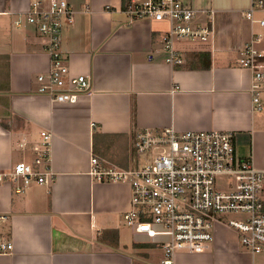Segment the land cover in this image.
<instances>
[{
  "label": "crops",
  "instance_id": "obj_1",
  "mask_svg": "<svg viewBox=\"0 0 264 264\" xmlns=\"http://www.w3.org/2000/svg\"><path fill=\"white\" fill-rule=\"evenodd\" d=\"M32 1L0 0V171L32 161L33 146L44 147L45 130L51 132L46 164L53 177L20 190L17 181H0V241L13 244L10 253H0V264H152L134 245L146 241H132L123 221L129 183L97 178L91 157L100 167L139 166L136 131L173 126L231 131L236 154L264 167V57L259 68L238 62L247 44L264 51V7L248 17L252 0H185L211 34L202 44L176 42L182 62L173 65L160 40L166 24L130 19L121 0H67L73 14L62 25L60 52L89 87L73 102H56L38 90L37 76L48 70L50 57L25 19ZM197 51L208 52V66L182 64ZM256 71L261 77L255 81ZM216 227L207 251L178 253L174 264L256 260L239 250L233 229L226 236L227 227ZM107 229L116 231L119 246L97 239Z\"/></svg>",
  "mask_w": 264,
  "mask_h": 264
},
{
  "label": "built area",
  "instance_id": "obj_2",
  "mask_svg": "<svg viewBox=\"0 0 264 264\" xmlns=\"http://www.w3.org/2000/svg\"><path fill=\"white\" fill-rule=\"evenodd\" d=\"M42 4L43 0H33L25 13L50 57L48 70L37 76L38 90L47 93L52 101L73 102L89 87L86 75L72 73L67 58L60 52L61 28L72 21L73 9L66 0H49L46 7ZM261 7L263 0H252L247 16ZM123 11L130 19L168 22L160 40L169 64L182 62L176 42L206 41L211 34L210 24L198 21L196 11L185 0H128ZM15 24H21L20 20ZM263 57L264 51L250 43L240 50L238 62L242 67L259 68ZM260 77L261 72L256 71L255 81ZM252 86L257 84L253 82ZM253 101L259 106L258 92ZM40 134L44 147L35 144L32 161H19L11 171H0V181H17L20 190V185L31 180L47 183L53 177L46 164L51 132L43 130ZM132 147L137 154L148 156L144 163L129 168L100 167L93 156V173L97 178L129 183L130 207L124 212L123 221L152 241L156 235L166 236L157 242L164 252L161 264H174L178 253L207 251L217 215L231 212L244 215L227 223L240 243L253 257L264 251V167L258 168L251 159L236 154L231 131L143 127L136 131ZM153 149L156 154L149 156ZM219 176L229 181L224 190L216 186ZM12 250V242L0 241V253ZM250 264L264 262L253 260Z\"/></svg>",
  "mask_w": 264,
  "mask_h": 264
},
{
  "label": "rangeland",
  "instance_id": "obj_3",
  "mask_svg": "<svg viewBox=\"0 0 264 264\" xmlns=\"http://www.w3.org/2000/svg\"><path fill=\"white\" fill-rule=\"evenodd\" d=\"M67 1V0H66ZM68 3V2H67ZM69 4V3H68ZM155 23L157 25H159L160 28H164L165 27V24L167 25V28L164 30L166 31L168 29V22L166 20H160V21H156L155 20ZM163 31V32H164ZM190 41V40H189ZM191 43H195V44H202L203 41H192ZM156 154V150H152L148 153V155H155ZM143 155L141 154L140 157V162L144 163L145 162V159L142 157ZM141 163V164H142ZM32 181H30L31 183ZM228 179L227 177H222V176H219L216 178V186L217 188L221 189V190H224L226 187H227V184H228ZM244 215L242 213H239V212H231V213H226V214H219L217 215V218L216 220H214V226L216 227L218 225V227H227L226 228H222V229H226L224 230L223 232V235H231L230 233H233L230 229H232L231 227L228 226V220L230 219H241ZM127 231L129 233V235L132 237V241H149L150 240V237H148L146 234H143V233H136L134 232L133 228L130 227V226H127ZM217 227L214 228V231H216ZM214 234V232H213ZM166 238V236L164 235H156L154 238H153V241H156L159 242V241H162ZM238 248L239 250H242V251H245V252H249V249L244 247L240 241H238ZM143 251H145L147 254H149V260L150 263L152 264H161V259L164 258V252H163V249L162 247L160 246V244L157 243L156 246H153V247H147V248H144ZM256 260H258L259 262H264V251L258 255L255 256Z\"/></svg>",
  "mask_w": 264,
  "mask_h": 264
},
{
  "label": "trees",
  "instance_id": "obj_4",
  "mask_svg": "<svg viewBox=\"0 0 264 264\" xmlns=\"http://www.w3.org/2000/svg\"><path fill=\"white\" fill-rule=\"evenodd\" d=\"M127 3L128 0H121L122 9L126 7ZM190 61H192V63H200V64H203L202 62L205 61L206 62L205 66H208L209 54L208 52H198V51L189 53L187 54L185 60L183 59L182 64L184 65L186 62H190ZM124 166L127 167V163ZM97 239L101 242L108 243L112 246H119L118 237L115 230H111V229L104 230L97 236ZM134 245L138 248H147V247L156 246L157 243L152 241H146V242H137Z\"/></svg>",
  "mask_w": 264,
  "mask_h": 264
}]
</instances>
